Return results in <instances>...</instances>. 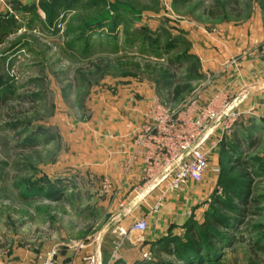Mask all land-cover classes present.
<instances>
[{"label":"rangeland","instance_id":"obj_1","mask_svg":"<svg viewBox=\"0 0 264 264\" xmlns=\"http://www.w3.org/2000/svg\"><path fill=\"white\" fill-rule=\"evenodd\" d=\"M261 66L264 0H0V247L94 241L115 209L99 147L143 123L141 111L151 119L154 96L173 114L223 111L209 131L239 136L247 117L235 99L257 88ZM177 85L187 89L174 100ZM250 143L237 160L250 178L209 158L221 188L249 191L219 264H264V136ZM209 213L237 216L205 209L200 224ZM151 253L134 264H189Z\"/></svg>","mask_w":264,"mask_h":264},{"label":"crops","instance_id":"obj_2","mask_svg":"<svg viewBox=\"0 0 264 264\" xmlns=\"http://www.w3.org/2000/svg\"><path fill=\"white\" fill-rule=\"evenodd\" d=\"M262 69L264 68L261 66V78L257 88L253 91L249 90L245 98L235 99L240 100L236 107L237 111H243L247 117L243 122V129L238 131L241 136H238L237 131L234 130L231 137L227 133L223 134V129L217 127L209 141L226 140L228 145H231L233 144L231 139L235 135L242 139L239 149L241 153H245L246 149L251 148L250 141L258 132L264 136V70ZM221 97L226 98L223 95ZM140 114L141 117L146 118L143 119L145 122H139L127 132L123 131L120 136L121 141L116 145L110 147L106 143L99 147L101 151L99 162L103 167L105 179L110 180L114 187L113 193L107 194L106 198H114L115 209L108 207L104 209L107 215L106 221L95 240L86 246L58 243L54 240H48L46 243L40 240L35 245H29L25 237L24 240L21 238L19 243L0 247V261L4 264H44L45 255L56 251L54 264H134L145 251L158 248L159 242L168 234L176 235L179 231H184L189 220L194 219L198 224L199 221L202 222L200 216L205 209L210 208L211 198L217 189L218 195H222L223 191L219 188L221 175L218 173L210 176L207 173L201 184L190 182L178 191L165 193L166 176L151 180L145 173L146 153L151 145L147 144L145 148L139 147L137 138L144 134L142 124L147 121V125L152 121L150 109L141 111ZM221 154L219 146L210 160L219 164ZM217 168L218 171L219 167ZM137 197L142 200L135 205ZM142 218L148 221L144 244L138 243V234L131 231V226ZM119 228L128 231L127 238L119 237L117 233ZM119 241L122 242L120 249L122 259L115 262L113 252Z\"/></svg>","mask_w":264,"mask_h":264},{"label":"built area","instance_id":"obj_3","mask_svg":"<svg viewBox=\"0 0 264 264\" xmlns=\"http://www.w3.org/2000/svg\"><path fill=\"white\" fill-rule=\"evenodd\" d=\"M58 28L62 27L59 23ZM198 104L195 103L189 109L178 114H173L165 105L163 106L154 100L151 113L152 125L145 128L144 134L138 136L137 145L145 148L147 144L151 147L146 153L147 166L146 175L151 180L166 176V189L178 191L188 183L201 184L209 170L210 153L214 152L221 144L220 139L209 141L213 131H209L210 124L214 118L223 114L214 111H203L198 116ZM228 116V115H227ZM209 135H206L207 132ZM231 126L223 129V134L230 133ZM105 191L112 190L113 184L105 180ZM131 231L138 234V243L144 244L145 234L148 231V221L145 218L137 220ZM119 237L127 238L128 231L119 228ZM122 242L116 243L113 252V259L118 262L122 259L120 249ZM56 251L47 253L44 257V264H54ZM143 259L151 260V251H145ZM0 264H4L0 261Z\"/></svg>","mask_w":264,"mask_h":264},{"label":"trees","instance_id":"obj_4","mask_svg":"<svg viewBox=\"0 0 264 264\" xmlns=\"http://www.w3.org/2000/svg\"><path fill=\"white\" fill-rule=\"evenodd\" d=\"M186 89L187 87H179L177 85L171 92L172 98L176 100ZM241 140L233 135V144L228 145L226 140L221 142V155L224 157L222 168L231 170L237 164L239 169L245 171L244 176L250 178L252 177L250 164L237 161L240 157L239 152H241L239 149ZM219 188L221 187L219 186ZM221 189L223 191L222 195H218L217 189V192L211 198L209 209H223L225 212H233L237 215L235 219L234 217H220L215 213L207 215V221L205 224L203 223L204 225L198 224L194 219H191L184 228L186 240L180 238L178 234H168L167 237L159 242V248L175 253L178 258L189 264H219V261H217L218 256L230 245L232 240L230 232L233 230L236 220H239L248 212L246 202L249 198V191L246 188L242 191L234 186ZM238 200L243 204L241 207L236 208ZM252 202L256 204L255 200H252ZM170 247H173L172 251Z\"/></svg>","mask_w":264,"mask_h":264},{"label":"water","instance_id":"obj_5","mask_svg":"<svg viewBox=\"0 0 264 264\" xmlns=\"http://www.w3.org/2000/svg\"><path fill=\"white\" fill-rule=\"evenodd\" d=\"M209 133H210V132L208 131V132L206 133V135H209ZM141 200H142V199H141L140 197H137L136 200H135V202H134V204L137 205L138 203L141 202Z\"/></svg>","mask_w":264,"mask_h":264}]
</instances>
